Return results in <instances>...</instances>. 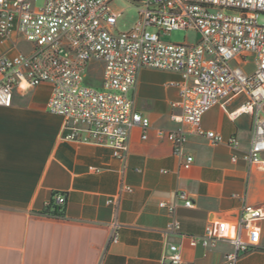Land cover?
I'll list each match as a JSON object with an SVG mask.
<instances>
[{
	"label": "crops",
	"instance_id": "0c3cea01",
	"mask_svg": "<svg viewBox=\"0 0 264 264\" xmlns=\"http://www.w3.org/2000/svg\"><path fill=\"white\" fill-rule=\"evenodd\" d=\"M33 49L18 32L0 41V55ZM180 79L171 70L139 71L130 95L135 110L151 117L152 127L146 140L140 127L133 130L125 169L113 148L63 138V116L47 108L50 84L15 90L12 105L0 106V264H163L172 243L180 246L183 264L224 263L234 250L229 240L205 246L191 244L190 237L203 234L212 220L236 222L245 202L264 210V170L242 157L251 143L252 116L230 115L245 94L229 100L226 109L208 110L203 126L225 140L236 136L240 146L191 134L184 151L194 161L184 168L185 156L156 133L158 127H187L172 118L177 109L171 103L180 93L172 82ZM122 183L133 191L116 198ZM180 191L193 199L192 207L178 198ZM56 193L66 196L61 206L53 201ZM112 197L116 201L107 203ZM163 200L176 204L180 233H165L171 217L160 206ZM48 208H64L65 214L44 213ZM114 221L120 223L118 242L111 241ZM258 224L260 245L237 264H264V219Z\"/></svg>",
	"mask_w": 264,
	"mask_h": 264
},
{
	"label": "built area",
	"instance_id": "2783aa9c",
	"mask_svg": "<svg viewBox=\"0 0 264 264\" xmlns=\"http://www.w3.org/2000/svg\"><path fill=\"white\" fill-rule=\"evenodd\" d=\"M112 2L44 0L34 7L31 0H0V41L8 42L18 32L34 44L29 53L0 55V106L12 105L18 87L50 84L47 108L63 116V138L109 146L125 169L133 130L140 127V137L146 140L152 127L151 117L135 110L130 95L139 71L171 70L181 75L172 82L180 89L179 98L171 103L177 109L172 118L187 127H158L156 133L173 143L177 155L185 156L182 166L188 169L194 161L184 151L191 134L214 144L227 141L240 146L236 136L225 140L220 132L206 129L203 116L216 105L226 109L229 100L245 94L230 115L252 116L251 143L242 157L264 170V24L258 22L264 0H140L138 20L126 31H116L123 10H114ZM174 29H193L201 37L195 43L164 40L163 35ZM94 61L103 63L101 88L86 77ZM248 64L252 69H246ZM125 191L132 192V186L122 183L116 198ZM178 198L188 207L194 205L186 191H180ZM53 201L61 206L66 196L56 193ZM115 201L112 197L107 203ZM160 206L171 217L165 233H180L176 204L163 200ZM261 219L263 208L245 202L236 222L209 221L204 233L190 237V242L215 246L229 240L234 250L223 264H237L243 254L260 245ZM113 226L111 241L118 242L120 223L114 221ZM163 264H183L178 244H170Z\"/></svg>",
	"mask_w": 264,
	"mask_h": 264
},
{
	"label": "rangeland",
	"instance_id": "374dc122",
	"mask_svg": "<svg viewBox=\"0 0 264 264\" xmlns=\"http://www.w3.org/2000/svg\"><path fill=\"white\" fill-rule=\"evenodd\" d=\"M34 7L43 5L44 0H31ZM112 7L114 10H123L122 16L118 20L116 31H126L131 29L138 20V4L132 0H113ZM258 22L264 24V13L258 17ZM152 28V27H151ZM201 35L193 29H174L163 35V39L171 42H189L195 43ZM24 47V46H23ZM27 47V46H25ZM253 65L248 64L246 69H252ZM103 76V63L94 61L90 62L86 71L88 82L101 88Z\"/></svg>",
	"mask_w": 264,
	"mask_h": 264
},
{
	"label": "trees",
	"instance_id": "16d2710c",
	"mask_svg": "<svg viewBox=\"0 0 264 264\" xmlns=\"http://www.w3.org/2000/svg\"><path fill=\"white\" fill-rule=\"evenodd\" d=\"M44 213H47L49 215L54 216H63L65 214L64 208H54L53 210L51 208L45 209Z\"/></svg>",
	"mask_w": 264,
	"mask_h": 264
},
{
	"label": "water",
	"instance_id": "95a60500",
	"mask_svg": "<svg viewBox=\"0 0 264 264\" xmlns=\"http://www.w3.org/2000/svg\"><path fill=\"white\" fill-rule=\"evenodd\" d=\"M133 2H135L136 4H140V0H132Z\"/></svg>",
	"mask_w": 264,
	"mask_h": 264
}]
</instances>
